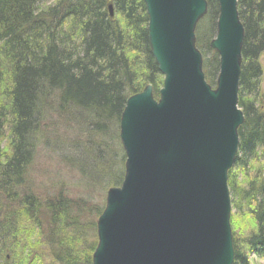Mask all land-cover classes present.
<instances>
[{
    "label": "trees",
    "instance_id": "obj_1",
    "mask_svg": "<svg viewBox=\"0 0 264 264\" xmlns=\"http://www.w3.org/2000/svg\"><path fill=\"white\" fill-rule=\"evenodd\" d=\"M206 3L195 45L214 87L218 3ZM236 7L243 122L227 184L230 226L248 218L231 229L232 264H250L264 259V0ZM147 24L143 0H0V264H92L106 191L124 176L126 100L148 84L157 99L163 82Z\"/></svg>",
    "mask_w": 264,
    "mask_h": 264
},
{
    "label": "water",
    "instance_id": "obj_2",
    "mask_svg": "<svg viewBox=\"0 0 264 264\" xmlns=\"http://www.w3.org/2000/svg\"><path fill=\"white\" fill-rule=\"evenodd\" d=\"M143 2L163 82L157 99L148 84L126 100L119 121L124 176L106 191L92 264H232L227 176L243 122L237 0H217L214 88L195 45L206 0ZM108 11L111 17V5Z\"/></svg>",
    "mask_w": 264,
    "mask_h": 264
},
{
    "label": "rangeland",
    "instance_id": "obj_3",
    "mask_svg": "<svg viewBox=\"0 0 264 264\" xmlns=\"http://www.w3.org/2000/svg\"><path fill=\"white\" fill-rule=\"evenodd\" d=\"M260 63H261L262 69H263V75H262V78H261V84H262V89L264 90V55L261 56ZM65 176H67V175H65ZM231 212L234 213L235 209H232ZM240 213H241L240 215H242V216H241V218L239 217V215L236 216V221L231 226L232 231H236L237 232V231L240 230V228L243 229L244 226L248 225L247 216L243 213V211L240 212ZM250 264H264V259L258 258V257L254 256V255H250Z\"/></svg>",
    "mask_w": 264,
    "mask_h": 264
},
{
    "label": "bare ground",
    "instance_id": "obj_4",
    "mask_svg": "<svg viewBox=\"0 0 264 264\" xmlns=\"http://www.w3.org/2000/svg\"><path fill=\"white\" fill-rule=\"evenodd\" d=\"M109 5H110V4H109ZM109 5H108V6H109ZM107 9H108V7H107ZM108 14H109V11H108Z\"/></svg>",
    "mask_w": 264,
    "mask_h": 264
}]
</instances>
